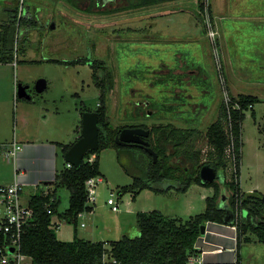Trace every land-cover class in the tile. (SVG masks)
I'll return each mask as SVG.
<instances>
[{
    "label": "rangeland",
    "instance_id": "obj_1",
    "mask_svg": "<svg viewBox=\"0 0 264 264\" xmlns=\"http://www.w3.org/2000/svg\"><path fill=\"white\" fill-rule=\"evenodd\" d=\"M200 2L211 10L200 14L202 23L193 15L199 12ZM127 5L128 0H100L94 6L79 0L76 7L64 0H0V13L17 8L23 18L33 17L35 22V27L30 23L17 29L15 46L20 51L14 63L0 66V145L10 144L14 135L23 144L26 140H67L72 134L74 143L80 134L81 115L97 109L99 91L90 65L98 60L105 62L114 78L107 102L112 127L171 125L196 129L190 144L201 150V164L209 161L206 130L219 118L220 105L228 95L251 94L261 99L253 110L245 112L238 183L244 193L257 191L264 196V0H170L125 9ZM180 9L193 12L181 13ZM167 10H172L171 18L154 16ZM173 28L180 33H173ZM24 47L25 53L21 51ZM82 57L90 62L63 63ZM39 80L46 82L41 93L35 89ZM21 89L30 99L21 96ZM43 109L49 110L46 120ZM48 128H57L51 137L47 136ZM126 155L122 157L124 165L135 172L134 161ZM99 156L104 175L98 186L101 202L111 211L106 201L112 195L119 203L118 216L125 228H136V233L135 215L139 212L156 210L184 222L204 212L206 199L213 196L212 187L193 184L184 194L144 190L134 201L131 193L120 200L119 189L130 186L133 178L120 166L113 149ZM2 158L0 150V173L5 177L14 165ZM64 162L58 151L59 169ZM233 171L228 165L227 182ZM41 192L25 188L22 200L27 203L33 194ZM56 194L58 211L64 212L69 192L57 188ZM222 194L227 202L230 192L222 189ZM126 201L132 206L129 216ZM242 212L245 217L246 212ZM66 229L62 225L55 234L60 238ZM249 237V242L240 245L242 264H264V244L252 234Z\"/></svg>",
    "mask_w": 264,
    "mask_h": 264
},
{
    "label": "trees",
    "instance_id": "obj_2",
    "mask_svg": "<svg viewBox=\"0 0 264 264\" xmlns=\"http://www.w3.org/2000/svg\"><path fill=\"white\" fill-rule=\"evenodd\" d=\"M64 1L76 7L79 0ZM87 1L94 6L100 0ZM163 1L167 0H128L125 9L144 8ZM204 7L200 2L199 12L195 14L201 23L203 19L200 14L205 12ZM208 9L206 7L208 10L206 12H211L210 7ZM0 15H3L0 17V65L12 64L16 58L15 54L20 51L16 50L15 46L17 29L30 23L35 27V22L33 17H30V20L23 18L17 8L3 9ZM21 51L25 53L26 47ZM89 62L90 60L85 57L63 61L70 66L85 65ZM90 66L93 83L99 91L98 105L94 111L98 116V149L89 151L79 167L67 168L65 165L57 172L54 181L50 183L54 187L53 190L36 193L30 197L28 205L33 214V221L25 228L21 237L22 253L31 257L34 264H186L189 256L196 254L194 244L200 235L201 226L206 222L236 228V264H239L240 245L242 241H250L249 234L256 236L258 241L264 244V196L257 191L244 193L238 183L245 112L253 110L262 100L251 94H238L236 97L228 95V104L224 101L221 103L219 118L206 130L209 161L201 164V150L194 149L190 144L191 138L198 133L196 129H180L171 125L154 126L150 129L144 125H131L114 129L107 109L108 93L114 87L113 74L103 61L93 60ZM124 128L149 130V136L144 140L157 154L156 163H153L152 157L144 148L137 145L119 146L115 143V137ZM57 145L62 153L70 147ZM110 149L116 152L118 163L125 173L133 178L130 186L119 189V199L122 195L131 193L132 200H135L144 190H150L155 194H165L174 190L184 194L193 184L212 187L213 196L206 199L204 212L184 222L156 210L139 212L135 215L139 231L135 238L124 235L120 240L108 243L80 240L76 236L79 216L92 211V207L87 205L85 182L90 178L102 176L99 170V155L102 151ZM136 152L140 153L139 157H136ZM126 153V156L135 163V172L130 171L123 163L122 157ZM92 156L94 159L90 161ZM204 165L224 176L230 165L234 170L231 181L227 182L224 177L223 182L202 183L199 171ZM177 172H180V175H177ZM57 188H65L69 192L68 208L64 212L58 211L60 201L56 194ZM222 189L230 192L226 203L232 211L231 223L225 221L226 211L217 208ZM243 210L246 212L245 217L239 215ZM54 216L73 227L72 241H59L55 231L49 228L51 218Z\"/></svg>",
    "mask_w": 264,
    "mask_h": 264
},
{
    "label": "crops",
    "instance_id": "obj_3",
    "mask_svg": "<svg viewBox=\"0 0 264 264\" xmlns=\"http://www.w3.org/2000/svg\"><path fill=\"white\" fill-rule=\"evenodd\" d=\"M169 1L170 0L155 3L152 6ZM180 10L181 13H186V11L193 12L191 9ZM171 11L172 10L163 12L157 11L154 16L156 15V17L159 19L163 17L165 18L166 16L171 18ZM196 13L194 12V14H192L195 16ZM196 20L195 22L198 21ZM172 32L180 33V31H177V29L174 28ZM43 110H45V112H43V117L44 120H46L48 118L47 116L49 114V110ZM78 114L80 115V112H78ZM56 130L57 128L46 129L47 136H53ZM13 137H15V135ZM70 137H72V134L71 136L69 134L67 140H54L53 138H48L44 140H26L23 142V144L20 143L22 150L17 153L15 161H11V163L14 165V168L12 171L6 173L5 177H2L0 173V180H4V182L0 181V183L11 184L16 179L23 184L24 189L31 187L35 188V190L40 189L44 193L53 190L54 187L50 183L54 181L56 173L62 170L67 164L64 162L65 165L61 169L58 168V151L59 153L61 152L62 161H64V153H62L61 148H59L57 144L71 145L72 142ZM78 137L79 134L75 137V139L77 140ZM2 159L3 161L8 160L4 156ZM93 159L94 156L91 157V160ZM1 167L2 165L0 164V172ZM99 170L102 175L100 178L102 179L103 183L104 175L100 168ZM14 171L16 175H14ZM99 188L100 187H98L96 191L95 203L91 206L92 211L82 213L79 216L78 226L76 229L77 238L90 242L108 243L111 241H118L124 235L129 237H132L131 234L138 235L139 232L136 233V228H125V224L121 221V217L118 216L120 215V209L117 213H112L103 206L101 202V189ZM130 204L131 203L129 201H126L125 203V206L129 208L126 210V214H128V216L132 210V206L130 207ZM62 225L69 229H66L60 238L56 235L57 239L63 242L72 241L74 239L73 227L66 224L65 222L59 221L57 229H59V227ZM201 228H203L204 233L201 234L200 229V235L194 244V250L196 251L195 255L199 261H201L203 264H235L237 261L236 228L234 226L215 222H206L201 226ZM239 264H242L240 257Z\"/></svg>",
    "mask_w": 264,
    "mask_h": 264
},
{
    "label": "built area",
    "instance_id": "obj_4",
    "mask_svg": "<svg viewBox=\"0 0 264 264\" xmlns=\"http://www.w3.org/2000/svg\"><path fill=\"white\" fill-rule=\"evenodd\" d=\"M204 11L206 15V7ZM224 102L228 104L229 97ZM0 150L6 159L15 161V157L22 150V146L14 137L10 144L0 145ZM90 161L92 160L90 159ZM66 167L71 168V165L66 164ZM14 175H16L15 171ZM101 183L100 177L90 178L85 182L88 206L91 207L95 203L96 191ZM23 191V184L16 179L11 184L0 183V264H34L31 257L22 253L20 247L25 228L30 226L33 221V214L28 202L24 203L22 200ZM106 202L112 213L119 211V203L112 199V195ZM242 213L240 212L239 215L242 216ZM58 222L57 217H52L49 228L56 232ZM186 264L203 263L194 254L189 256Z\"/></svg>",
    "mask_w": 264,
    "mask_h": 264
},
{
    "label": "water",
    "instance_id": "obj_5",
    "mask_svg": "<svg viewBox=\"0 0 264 264\" xmlns=\"http://www.w3.org/2000/svg\"><path fill=\"white\" fill-rule=\"evenodd\" d=\"M131 21V20H129ZM50 30L54 29V25L49 26ZM46 88V82L39 80L36 83L35 89L38 93H41ZM21 96L24 99H30L24 89L20 90ZM149 136V130L143 128H124L115 137V143L119 146L137 145L144 148L145 151L152 157L153 163L157 162V154L149 147L148 142L144 139ZM98 116L96 112H84L81 115V130L77 140L70 145L68 150L64 153V161L73 167H79L81 161L89 151H95L98 149ZM200 179L202 183H212L213 181H224V175L217 173L215 169L204 165L199 171ZM219 210L226 211L225 221L231 223L233 220L232 211L229 209L226 203L225 194L221 195L220 201L217 205ZM203 228H201V234H203Z\"/></svg>",
    "mask_w": 264,
    "mask_h": 264
}]
</instances>
